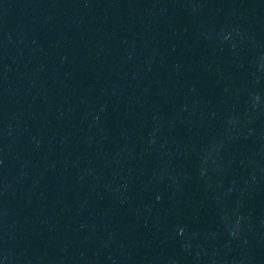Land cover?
I'll return each mask as SVG.
<instances>
[{"label":"water","instance_id":"95a60500","mask_svg":"<svg viewBox=\"0 0 264 264\" xmlns=\"http://www.w3.org/2000/svg\"><path fill=\"white\" fill-rule=\"evenodd\" d=\"M0 264H264V0H0Z\"/></svg>","mask_w":264,"mask_h":264}]
</instances>
